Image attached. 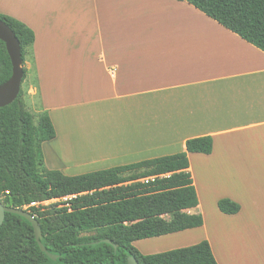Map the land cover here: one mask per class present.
Wrapping results in <instances>:
<instances>
[{
	"label": "crops",
	"instance_id": "1",
	"mask_svg": "<svg viewBox=\"0 0 264 264\" xmlns=\"http://www.w3.org/2000/svg\"><path fill=\"white\" fill-rule=\"evenodd\" d=\"M1 3L9 8L0 15L34 34L22 86L26 109L53 125L54 140L42 145L50 170L71 177L126 166L210 137L209 155L187 154L198 198L188 213L203 225L133 246L152 255L206 241L217 264H264L263 52L175 0ZM72 137L82 162L59 153ZM69 145L72 159L79 147ZM223 199L239 212L220 213ZM182 236L183 245L162 249Z\"/></svg>",
	"mask_w": 264,
	"mask_h": 264
},
{
	"label": "trees",
	"instance_id": "2",
	"mask_svg": "<svg viewBox=\"0 0 264 264\" xmlns=\"http://www.w3.org/2000/svg\"><path fill=\"white\" fill-rule=\"evenodd\" d=\"M175 1L189 4L264 53V0ZM0 21L19 42L23 82L34 34L10 17L0 15ZM10 76V60L0 41V85ZM23 97L20 89L10 105L0 108V200L35 218L41 244L56 260L40 251L24 218L6 214L0 228V264H217L206 241L152 255H142L133 246L203 225L200 214L188 213L198 206V198L187 154L209 155L210 137L187 140L179 154L65 176L44 168L42 145L54 140L55 131L48 114H31ZM217 207L224 215L240 210L226 199Z\"/></svg>",
	"mask_w": 264,
	"mask_h": 264
},
{
	"label": "water",
	"instance_id": "3",
	"mask_svg": "<svg viewBox=\"0 0 264 264\" xmlns=\"http://www.w3.org/2000/svg\"><path fill=\"white\" fill-rule=\"evenodd\" d=\"M0 41L4 43L7 55L11 64L10 78L0 85V108L10 105L18 96L22 79L23 71L21 68V49L18 40L11 29L2 21H0ZM12 214L24 218L32 227L34 239L40 251L47 255L51 260H56L55 256L49 254L41 244V230L35 218L25 210L6 207L0 200V228L4 222L5 215ZM102 243L111 244L109 240H103ZM129 264H136L133 260Z\"/></svg>",
	"mask_w": 264,
	"mask_h": 264
},
{
	"label": "rangeland",
	"instance_id": "4",
	"mask_svg": "<svg viewBox=\"0 0 264 264\" xmlns=\"http://www.w3.org/2000/svg\"><path fill=\"white\" fill-rule=\"evenodd\" d=\"M0 6H1V8H3V9H8L9 7H8V5L7 4H4V3H1L0 4ZM25 63H26V60H25ZM25 63L23 64V68H25L26 69V67H27V65H25ZM29 63V62H28ZM21 68H22V66H21ZM21 89L23 90V92H24V90H25V85H24V87L22 86V84H21ZM23 99H24V97H23ZM38 114L39 113H37V114H34V116H38ZM77 141V142H76ZM68 143H71L70 145L69 144H65L64 145V147H60V150H59V153L62 155V156H64L66 159H67V161L70 163V162H75V163H78V162H82L83 161V159H82V161H78L77 159H79L80 157H82L83 158V155L82 154H80V153H83V149H82V147H79L78 146V144L77 143H79L80 144V141H78L77 140V137H72V138H70L69 139V142ZM68 145H69V149H71L72 147L74 148V147H76V146H78L79 148L78 149H76V150H74L73 151V153L71 152V154H70V152H68L69 154H70V158H72V159H68L69 157L67 156L68 154L66 153V147H68ZM77 148V147H76ZM51 157L50 156H48L47 155V153H46V157H45V162H44V168L45 169H47V170H50L51 168H50V166L52 165V163H51ZM78 161V162H77ZM79 171V170H78ZM89 173H91V172H89ZM54 202H57V200H55V201H52V202H50V203H54ZM47 204H49L48 202L47 203H43V205H47ZM221 233V231L219 232V234ZM190 235H186L185 237H189ZM191 237H193L192 235H191ZM220 238H222V236H220ZM169 240H171V241H169L168 242V240H164L165 242H162L161 244H163L164 246H167V248L166 247H164V248H162V249H168L169 247L170 248H172L173 247V245H175V244H178V243H180V242H182V243H180V244H178V245H183V240H184V237L182 236L181 238H175V241H172V240H174L173 238H171V239H169ZM220 240V239H219ZM177 241V242H176ZM192 241H194V240H192ZM147 242V243H146ZM148 242H151V243H148ZM154 242H156V241H153V239H149V240H143V241H141V245L139 246V248H145V246L146 247H150V246H153L154 245ZM237 244H240V242H239V240H236L235 241ZM242 243H244V240H242ZM144 251V250H143ZM145 252V251H144Z\"/></svg>",
	"mask_w": 264,
	"mask_h": 264
},
{
	"label": "built area",
	"instance_id": "5",
	"mask_svg": "<svg viewBox=\"0 0 264 264\" xmlns=\"http://www.w3.org/2000/svg\"><path fill=\"white\" fill-rule=\"evenodd\" d=\"M145 182H147V181H145ZM7 193V192H6ZM38 204H31L30 205V207H35V206H37Z\"/></svg>",
	"mask_w": 264,
	"mask_h": 264
}]
</instances>
